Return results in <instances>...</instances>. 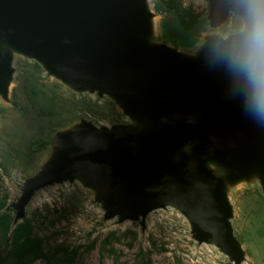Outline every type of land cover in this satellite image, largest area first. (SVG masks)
Masks as SVG:
<instances>
[{
  "label": "water",
  "instance_id": "obj_1",
  "mask_svg": "<svg viewBox=\"0 0 264 264\" xmlns=\"http://www.w3.org/2000/svg\"><path fill=\"white\" fill-rule=\"evenodd\" d=\"M194 50L157 38L151 0H0V101L12 103L15 61L36 64L73 93L110 101L122 121L83 117L52 129L21 182L12 225L42 190L78 184L102 220L137 222L172 209L197 246L249 263L234 234L231 190L264 198V72L248 37L264 0H206ZM240 17L241 29L220 31Z\"/></svg>",
  "mask_w": 264,
  "mask_h": 264
},
{
  "label": "rangeland",
  "instance_id": "obj_2",
  "mask_svg": "<svg viewBox=\"0 0 264 264\" xmlns=\"http://www.w3.org/2000/svg\"><path fill=\"white\" fill-rule=\"evenodd\" d=\"M158 39L194 50L211 32L205 22L206 0H151ZM242 27L233 17L220 29L228 34ZM11 87L12 103L0 101V216L10 220L8 205L19 192L22 179L45 158L41 145L49 132L83 117L94 124L122 121L108 100L79 95L61 86L30 61L17 58ZM235 208L234 234L247 250L249 263L264 264V198L254 186L231 190ZM32 237L44 257L21 262L15 244ZM0 264H227L211 247L196 245L186 222L175 211L149 214L146 229L137 222L102 220V212L89 190L78 184L40 191L28 204L25 218L7 229L0 226Z\"/></svg>",
  "mask_w": 264,
  "mask_h": 264
},
{
  "label": "clouds",
  "instance_id": "obj_3",
  "mask_svg": "<svg viewBox=\"0 0 264 264\" xmlns=\"http://www.w3.org/2000/svg\"><path fill=\"white\" fill-rule=\"evenodd\" d=\"M248 62L258 72H264V10H257L248 37Z\"/></svg>",
  "mask_w": 264,
  "mask_h": 264
},
{
  "label": "trees",
  "instance_id": "obj_4",
  "mask_svg": "<svg viewBox=\"0 0 264 264\" xmlns=\"http://www.w3.org/2000/svg\"><path fill=\"white\" fill-rule=\"evenodd\" d=\"M12 220H10V218L6 214H2L0 216V226L7 229L10 223H12ZM14 253L22 263L32 262L44 257V251L40 243L30 236H27L26 238L18 241L15 244Z\"/></svg>",
  "mask_w": 264,
  "mask_h": 264
}]
</instances>
